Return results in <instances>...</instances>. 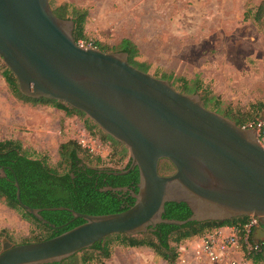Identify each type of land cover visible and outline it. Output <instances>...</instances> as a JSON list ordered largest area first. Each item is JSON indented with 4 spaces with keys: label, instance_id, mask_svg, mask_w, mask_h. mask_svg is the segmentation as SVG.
<instances>
[{
    "label": "water",
    "instance_id": "95a60500",
    "mask_svg": "<svg viewBox=\"0 0 264 264\" xmlns=\"http://www.w3.org/2000/svg\"><path fill=\"white\" fill-rule=\"evenodd\" d=\"M73 31L74 22L55 16L49 0H0V57L19 92L83 112L124 145L130 167L111 173L126 175L137 168L134 203L125 211L99 216L51 209L69 211L84 223L37 243L15 245L3 239L0 264H60L110 235L136 236L160 224L252 217L264 225V146L256 131L208 110L199 94H182L168 81L133 67L125 52L79 46ZM161 160L173 166V174H159ZM5 177L0 168V178ZM15 188L19 206L55 228L40 215L42 209L22 203L17 182ZM168 203L186 204L190 216L163 219ZM252 237L264 241V230Z\"/></svg>",
    "mask_w": 264,
    "mask_h": 264
},
{
    "label": "rangeland",
    "instance_id": "374dc122",
    "mask_svg": "<svg viewBox=\"0 0 264 264\" xmlns=\"http://www.w3.org/2000/svg\"><path fill=\"white\" fill-rule=\"evenodd\" d=\"M260 2L49 0V5L52 11L66 6L68 18L74 8L86 11L82 41L85 48L97 42L106 51H112L121 40L129 39L139 50L136 60L148 65L149 75L157 79L171 76L168 82L180 93L182 83L177 79L188 82V86L197 82L199 95L214 98L208 110L247 120L264 112V15L259 22L254 19ZM4 66L0 57V143L17 142L28 157L42 160L63 173L59 149L62 144L75 141L80 145L78 156L85 165L123 169L129 160L124 145L105 140V133L85 114L17 99L1 75ZM204 232L201 237L181 242L174 241L178 234L171 237L170 245L178 253L175 264H211L203 255L202 245L216 236L218 229ZM46 236L41 225L20 210L9 208L0 197V252L3 239L19 245L36 243ZM237 240L238 249L224 257L225 264L230 259L264 264L247 259L243 247L248 250L249 246L244 244L243 236L237 235ZM110 250L109 259L96 255L87 264H167L157 255L136 254L118 242H111ZM80 258L81 254L77 260L64 264H77ZM139 259L147 262L140 263Z\"/></svg>",
    "mask_w": 264,
    "mask_h": 264
},
{
    "label": "trees",
    "instance_id": "16d2710c",
    "mask_svg": "<svg viewBox=\"0 0 264 264\" xmlns=\"http://www.w3.org/2000/svg\"><path fill=\"white\" fill-rule=\"evenodd\" d=\"M53 13L60 19H70L74 22L73 38L77 44L85 40L83 26L87 16L86 11L74 8L71 12V18H68L66 16V6H61L53 10ZM263 15L264 0H261L254 16L255 21L259 22ZM247 18L248 12H245L244 19L246 20ZM90 48H95L102 52H125L128 54V62L130 65L147 73L148 65L136 60L139 50L129 39L121 40L112 51H106V48L97 42L91 45ZM1 75L12 95L19 100L28 101L33 104H49L65 112L84 115L83 112L75 110L63 102L31 99L23 96L19 92L18 83L14 75L6 65L2 68ZM171 78V76H164L163 80L168 81ZM176 81L182 83V94L192 95L196 94L199 90V87L196 86L197 82H193V86H188V82L182 79H177ZM199 96L205 108H208L214 100V98H208L207 96ZM213 107L218 108L215 104ZM217 111L220 112L219 110ZM263 115L264 112L256 114V116L247 120L232 117L228 114L225 116L242 128L248 122ZM104 139L124 147L121 143L106 134H104ZM79 149H81L80 145L75 141H69L61 145L59 149L60 165L64 167L65 171L58 173L46 165L44 161L28 157L26 153L21 151V147L17 142L6 141L0 143V166L4 167L6 174L5 178H0V197L4 198L9 208L20 210L26 218L34 220L45 229L47 236L37 242L54 238L84 223L81 219L75 220L69 211L51 209L66 208L80 214L99 216L125 211L134 203L131 191L137 192V184L139 182L137 168L131 170L126 175H113L111 173L113 169L95 168L85 165L78 156ZM123 149L125 151V147ZM130 162L129 159L122 171L129 169ZM158 171L160 175L168 176L174 173V168L167 160H161ZM15 182L19 184L22 203L34 209H42L43 211L40 215L49 223L53 224L55 228H50L38 222L19 206L16 199ZM106 187L127 188L128 191H103ZM190 214V210L186 204L168 203L164 207L163 219L183 221ZM248 221V217H240L223 222H193L184 226L160 224L153 228V231L136 236L114 234L94 244L90 249L83 250L60 264L77 260L79 254H81V258L77 264L90 263L95 260L96 255L102 256L104 259H109L111 257V242H118L126 248L147 247L167 264H175L178 253L170 245L172 236L178 234L174 241L181 242L194 237H201L205 233L204 231L216 230L222 227H233L241 230ZM248 242V250L245 246L243 247L246 258L253 263H264V241H254L251 234Z\"/></svg>",
    "mask_w": 264,
    "mask_h": 264
},
{
    "label": "built area",
    "instance_id": "2783aa9c",
    "mask_svg": "<svg viewBox=\"0 0 264 264\" xmlns=\"http://www.w3.org/2000/svg\"><path fill=\"white\" fill-rule=\"evenodd\" d=\"M84 47L82 43L78 44ZM85 48V47H84ZM243 129L255 130L259 142L264 146V115L248 122ZM252 218V217H251ZM257 224V219L252 218V222L248 223L240 230L237 228H227L228 233L217 232L213 238H208L202 245L204 257L211 264H225L224 257H228L229 253H233L238 249V236H243L244 244L249 246V236L254 233V226ZM242 234V235H241ZM249 248V247H248ZM226 264H245L242 260H228Z\"/></svg>",
    "mask_w": 264,
    "mask_h": 264
},
{
    "label": "crops",
    "instance_id": "0c3cea01",
    "mask_svg": "<svg viewBox=\"0 0 264 264\" xmlns=\"http://www.w3.org/2000/svg\"><path fill=\"white\" fill-rule=\"evenodd\" d=\"M218 232L228 233V229L227 228H219L218 229ZM130 251H134L133 253H136V254L137 253H144V254L148 255V253H149V255L151 254V257H154L155 256L154 253L152 254L151 252H148V250L143 249V248H130ZM138 261L140 263H142L143 261L147 262V260H144V259H139Z\"/></svg>",
    "mask_w": 264,
    "mask_h": 264
},
{
    "label": "flooded vegetation",
    "instance_id": "af4514ba",
    "mask_svg": "<svg viewBox=\"0 0 264 264\" xmlns=\"http://www.w3.org/2000/svg\"><path fill=\"white\" fill-rule=\"evenodd\" d=\"M0 168H4V167L0 166ZM75 220H77V219H75ZM81 220H82V219H81ZM259 229H263V230H264V225H262L261 223H259V222L257 221V224L254 226V231L259 230ZM262 241H263V240H262Z\"/></svg>",
    "mask_w": 264,
    "mask_h": 264
}]
</instances>
